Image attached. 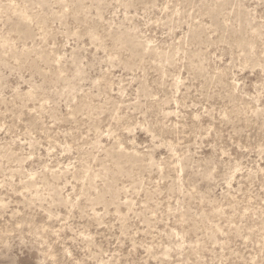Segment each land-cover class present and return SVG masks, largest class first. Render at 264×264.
I'll list each match as a JSON object with an SVG mask.
<instances>
[{"label": "rangeland", "instance_id": "obj_1", "mask_svg": "<svg viewBox=\"0 0 264 264\" xmlns=\"http://www.w3.org/2000/svg\"><path fill=\"white\" fill-rule=\"evenodd\" d=\"M0 264H264V0H0Z\"/></svg>", "mask_w": 264, "mask_h": 264}]
</instances>
